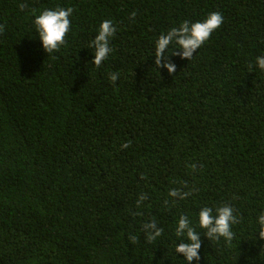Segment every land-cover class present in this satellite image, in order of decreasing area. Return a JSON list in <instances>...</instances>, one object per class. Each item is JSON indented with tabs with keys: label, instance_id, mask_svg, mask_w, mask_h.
<instances>
[{
	"label": "trees",
	"instance_id": "16d2710c",
	"mask_svg": "<svg viewBox=\"0 0 264 264\" xmlns=\"http://www.w3.org/2000/svg\"><path fill=\"white\" fill-rule=\"evenodd\" d=\"M69 7L64 44L45 52L35 15ZM211 12L223 23L192 59L173 49V73L155 65L161 33ZM109 19L113 51L96 67L89 43ZM258 55L264 0H0V264H184L178 217L224 204L233 239L197 228L191 264H264Z\"/></svg>",
	"mask_w": 264,
	"mask_h": 264
},
{
	"label": "clouds",
	"instance_id": "9594fccd",
	"mask_svg": "<svg viewBox=\"0 0 264 264\" xmlns=\"http://www.w3.org/2000/svg\"><path fill=\"white\" fill-rule=\"evenodd\" d=\"M72 8L45 9L35 15L32 23L36 37L40 42L41 48L52 53L57 51L65 42L64 38L69 31ZM134 15V14H133ZM223 23V17L219 12H211L202 21L190 22L183 21L178 27H172L165 33H161L155 40L153 46L154 63L157 67H163L169 74L175 71V65L167 59L168 54L176 49L174 54H178L182 60H190L193 54L199 49ZM116 28L113 22L104 20L100 23L94 38L90 41L89 47L94 50L91 63L100 67L108 55L113 51L109 47ZM171 46V50H170ZM163 61V62H162ZM254 66L260 71H264V55L255 57ZM253 65H249L251 69ZM109 80L115 82L118 79L117 73H110ZM122 147H128L125 143ZM170 197L183 199L187 193H181L178 189H171L168 192ZM213 211L215 215H213ZM234 208L230 204L223 206L201 207L197 213L195 222L188 216L180 215L175 225V236L183 238L186 242L175 246V253L180 254L184 264H191L194 260H199L200 234L198 229L204 230V234L213 239H223L225 242L233 239L232 226L236 223ZM148 230H155L148 236L149 240H154L161 234L160 229H156L154 222L145 225ZM259 229V238L264 239V210H261L253 223L254 231Z\"/></svg>",
	"mask_w": 264,
	"mask_h": 264
}]
</instances>
